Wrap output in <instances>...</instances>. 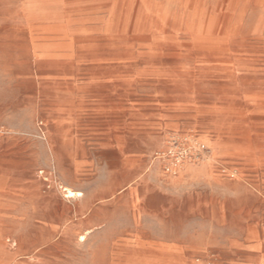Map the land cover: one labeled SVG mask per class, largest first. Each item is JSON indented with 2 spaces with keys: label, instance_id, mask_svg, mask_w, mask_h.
Listing matches in <instances>:
<instances>
[{
  "label": "rangeland",
  "instance_id": "obj_1",
  "mask_svg": "<svg viewBox=\"0 0 264 264\" xmlns=\"http://www.w3.org/2000/svg\"><path fill=\"white\" fill-rule=\"evenodd\" d=\"M0 208V264H232L264 234V0H0Z\"/></svg>",
  "mask_w": 264,
  "mask_h": 264
},
{
  "label": "crops",
  "instance_id": "obj_2",
  "mask_svg": "<svg viewBox=\"0 0 264 264\" xmlns=\"http://www.w3.org/2000/svg\"><path fill=\"white\" fill-rule=\"evenodd\" d=\"M252 226L254 228L250 229L247 235L230 244L231 251L235 255L232 264H264V234H262L260 225L253 224ZM178 248L190 250L192 254L201 250L199 245L186 247L181 243L178 244Z\"/></svg>",
  "mask_w": 264,
  "mask_h": 264
},
{
  "label": "bare ground",
  "instance_id": "obj_3",
  "mask_svg": "<svg viewBox=\"0 0 264 264\" xmlns=\"http://www.w3.org/2000/svg\"><path fill=\"white\" fill-rule=\"evenodd\" d=\"M136 4V3H135ZM136 6V5H135ZM224 7V6H223ZM137 9V8H136ZM224 9V8H223ZM132 29V28H131ZM204 31V30H203ZM92 111V110H91ZM24 128V127H23ZM26 128V127H25ZM85 144V143H84ZM48 146H49V149H50V152L51 154H53V151H54V145L51 141L48 142ZM42 158V157H41ZM42 160V159H41ZM43 162V161H42ZM42 174V172H40ZM52 177V176H51ZM102 178V177H101ZM103 179V178H102ZM57 189L58 191L61 193L63 199H65L66 201L68 202H73V201H81V200H84L86 199V195L81 192V191H76V190H73L71 189L70 187H67V186H61V185H58L57 186ZM18 204V203H17ZM19 205V204H18ZM1 209V208H0ZM11 210V209H9ZM13 210V209H12ZM93 219L97 218L96 216L95 217H92ZM91 224L93 225H98L97 222H92ZM95 231V230H94ZM91 232L90 231H86L84 234H82L80 237H79V241L83 242L85 241L87 235H89Z\"/></svg>",
  "mask_w": 264,
  "mask_h": 264
}]
</instances>
